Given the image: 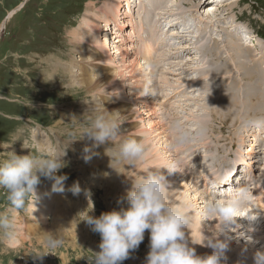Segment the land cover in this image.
<instances>
[{
	"label": "rangeland",
	"instance_id": "rangeland-1",
	"mask_svg": "<svg viewBox=\"0 0 264 264\" xmlns=\"http://www.w3.org/2000/svg\"><path fill=\"white\" fill-rule=\"evenodd\" d=\"M118 1H116L117 6L114 9L120 8L122 6L120 4L122 1V4H125V0ZM212 1L213 0H178V5L174 7L177 9L179 8L178 10H180L182 14L184 12L185 15L183 14L182 19L185 21V25L189 24L187 27L191 25V28L193 26L197 28L200 23V17L202 16L203 19H205L204 17L209 10L208 7H212L213 10L216 7L208 4ZM214 1V4H218L219 0ZM230 1H232V3L234 2L233 5H235L232 9L233 11H224L228 10L227 6L221 9L219 13L212 14L213 11L211 14L212 16L216 15V18L209 22L211 24H218V20L221 22V19H225L227 20L226 22L222 21L225 25L227 22L234 19L235 23H239V25L245 29L246 34H248L245 35V37H248L250 43L247 45L252 50L253 54L247 55V59L242 63H238L234 68L229 66V64L232 63L229 60L224 62L223 59L219 61L213 59L210 61L212 58H207L208 56H206L207 53L205 50L207 48V50L212 49L213 51L221 49L222 52H224L225 48H221L222 45H224L222 39L228 38V35H224L221 26L216 27L213 30H218L212 32L215 42L211 40H209L211 41L209 42L207 40V45L205 47H207L208 44L210 45L204 48L205 50L203 49L202 51L193 43V48L190 51H179L182 54L181 58H185L186 61L191 63L190 66H188L190 64L188 63L187 65L183 64L176 66L179 67L176 68L171 64L172 61L179 64L180 60H172L168 63L170 65L164 69L169 71L164 75L168 81H163L161 89L160 87H155L160 80L157 78V71H154L152 79L154 75L155 79H158L155 80L157 82L154 87L157 89V92H160V95L165 91V93H167V98L165 101L161 100L159 97L160 95L157 94L151 96H154V103L147 102L149 108L157 109L156 112L158 111V115L155 121L162 122L160 124L162 126L161 131H165L166 135H169L168 138L160 132H157V135L161 139V144L166 147L167 152L172 150V154H175V157L181 161V168L179 169H182L183 172L185 171L184 175L189 179H186L188 184L192 183L191 188H193L191 192L197 193L198 196L202 198L204 197L206 202L214 196H210L205 192L206 186H203V182L209 179V182L212 183L213 178L216 180L217 177H222L220 174L225 173V171L229 172V170L238 163L244 165V161L246 160L251 162L252 158L247 153L254 141L247 130L252 125L247 124L246 121L234 124L232 123L233 117L231 116H228L231 119V124L228 123V119L225 116V107L228 106V100L224 96V90L218 86V84L220 85L218 79L221 81L225 80L224 84L227 85H225V87L228 96L230 100H232L234 98V91L238 90L240 86L241 81L239 80H243V86L254 88L257 86L260 78L264 76V0ZM110 2L112 1L0 0V30L2 24H4L0 36V160L6 158L12 151L18 155H27L30 154V152L33 154L44 153L54 155L57 151L63 153L66 148V154L62 157V160L65 162V167L61 168L57 175L67 176V179L63 182L64 191L54 192V194L52 188L55 181L41 175L40 182L35 186V194L41 192V194L43 193L49 197V203L47 205L49 206V213L46 216V220L41 223H36L35 220L32 219L33 213H31L32 211L29 207L31 202L26 205V209L24 210H14L7 201L6 190L0 188V212L8 213L14 217L17 230L16 238H18L16 240H19L21 244L13 247L11 245L13 240L9 241L0 236V264H92L94 252L100 251L99 244L101 243V236L99 233L93 232L91 226L84 219H86L88 215L99 217L104 212L112 211L113 209L119 210L121 206L126 207L125 201L123 204L118 203V201L123 198V192H127L126 190L131 188L130 186H132L133 180L139 179L147 170H151L149 168L151 166V160L153 159V153H149L150 144L144 141L146 136L143 134H137L139 137L135 138L143 139L146 144L147 151L143 158L144 160L141 159L135 162L120 161L116 164V167L123 171V177L120 178L126 179L123 183L119 179H116V177H118L117 175L116 177L112 176V173H110L111 175H105V173L110 170L109 168L106 169L105 162L114 165L115 159L112 160V157L114 156L116 147L123 138L118 137L116 141L113 142V147L110 148L112 146L110 142L96 147L94 146V141L88 139L87 135L82 137V133L90 124V117L93 115L92 109L102 104H104V107L110 113L114 111L122 113L121 116L124 122L121 124L120 129L137 126L141 130L142 126L141 119L138 118L137 112L134 110L136 105L134 103V98L132 99L129 97L128 91H130V89L128 85L123 86L120 90H115L110 80L102 82L103 76L110 77V71L102 67V65H106L104 62L105 58L93 60L95 57L89 50L88 52L85 50L86 46L82 41L83 36L81 37L82 39L80 38V26L83 25L84 21H88L89 19L86 17V10L89 5L95 12H98L102 8V10H105V5ZM136 6L137 9H139V3ZM135 7L133 4V9ZM137 9L135 11L132 10L133 17L136 16L138 12ZM122 10L124 11V8H122ZM13 11H15L13 16L8 18L9 14ZM140 14H142V16ZM143 15L144 13L140 11L139 16L142 18ZM96 23L101 30L103 26H105V21L102 19L96 21ZM135 23L138 24L139 22L136 21ZM228 24L229 23H227V26L229 27ZM133 25H135L134 21ZM113 28H116L114 24ZM130 28L131 26L125 28V31L130 30ZM137 28V33H139V25H137ZM206 31L209 32L208 30ZM234 31L235 34H238L237 30ZM234 31L230 33L232 39H228L236 43L232 36ZM209 35L211 36V33ZM207 38H209V36ZM136 40H139V38L135 39V41ZM176 41L177 45L179 44L181 47L189 45V43L184 40ZM80 42H82V45ZM214 45L220 48H211V46ZM204 53H206V55ZM173 55L174 53L171 56ZM202 55L205 56L203 57ZM225 55L227 56V54ZM79 56L82 57L81 64L76 62ZM138 58L141 59L142 56ZM178 58L179 55L177 59ZM200 60L203 61L201 62ZM208 61H210V64ZM215 61L217 62L216 64ZM152 63L154 64V61H152ZM216 65H220V68L222 67L223 69L229 67L233 73L229 71L231 75L229 77H227V75L224 77L222 69L219 76L218 74L214 76L216 81L212 83L215 85V88L206 86L208 83L205 81L206 85H203V87L205 86V95L206 92L209 94L206 95V97L203 92V87L200 86L203 82L200 71L194 72L190 71V69L192 70L194 67L198 68L197 66H204L205 69L207 68V72L211 71V73H213V71H217ZM232 65L234 64L232 63ZM182 66H184L186 70L190 68L188 69L189 72L184 68L182 69ZM162 68L164 67H160V70H162ZM168 68L170 69L168 70ZM145 69L146 67L144 70ZM76 71L81 73L77 83L74 82L73 79L76 75ZM88 77L92 78L93 84L99 85L95 89L97 92L95 90L87 91L84 88L86 86L84 83L88 81ZM233 77L237 80L236 86L232 83ZM185 79H187L186 82L189 85L192 84V87L193 85L195 86L193 90L188 87L187 83H185L187 88L181 86ZM168 85H173L174 88L168 87ZM176 88L180 91L184 89H186V91L192 90L190 94L194 95L195 99L200 98L202 101L198 102L196 99L195 103L190 104L189 110H184L180 107L177 111L171 107H177L175 104L171 102L169 105L168 98V96H173V93H177ZM133 89L135 94L141 92V88L136 90L135 85ZM208 89L210 91H208ZM254 89L256 91L252 93V100L257 103L254 109L264 112V100H262V98L264 99V95H260L256 87ZM251 91V89H246L247 93ZM211 92L215 94L212 97L210 95ZM184 93L186 98L190 96L187 92ZM255 93H258L259 96ZM140 94L143 95V93ZM243 97L245 98V93ZM176 98L177 99L173 101L180 100L182 95H178ZM258 102L260 103L258 104ZM117 103H127L131 106L132 110L123 113L122 110L117 108ZM204 106H208L209 108L213 106L211 109L217 108L220 111L221 117L212 113V110L207 109L206 111ZM223 106L225 107L223 108ZM238 107H240V105L235 106V108ZM246 107L250 108L249 97L246 101ZM161 112L163 113L162 115ZM165 113H168L171 119H179L186 127H205L207 130L206 134L202 138H197L192 143L178 145V147H180L179 150H177L178 147H175L173 143L171 147L167 146V143L170 142L169 139L174 142V134L172 133L171 121L165 119ZM252 113L258 116L253 110ZM176 114H178V117H173ZM143 121H146V118L143 119ZM123 135H131V133H123ZM254 136L260 138L259 148L264 149V132H257L253 137ZM239 141L244 143L243 147H241V143L235 146V143ZM189 146L191 149H189ZM86 147L90 149L87 153L84 151ZM107 149H109L108 152ZM263 149L260 150L264 151ZM207 154L209 159L208 162L210 163L209 168L203 165L202 160ZM85 156H91V159L86 161ZM263 156L262 154H258V162L256 161L252 165L255 167L253 172L254 177H256V180L254 178L255 184L258 185L261 180L258 186H262L261 184L264 183V180H262L264 179ZM188 159L194 161L193 165H195V167H193V165H186ZM195 162L197 164H195ZM101 163L104 165L101 166ZM133 164L134 167H132ZM145 165L149 167L144 169V167H146ZM131 174H135L136 176ZM111 177L113 179L115 178L114 182ZM167 178H170V176ZM182 180L181 177L179 180L174 179V182L170 181V183H172L171 189L173 193L175 192L173 195L177 194L175 201H181V198H185L188 199V201L184 199V205H190L194 203L192 195L195 194L191 195L190 191L187 192V190H183L184 184ZM184 182L187 186V182ZM76 183L79 184L81 190L78 194H73L70 189ZM208 186L209 185H207V187ZM122 187L125 188L122 189ZM181 189L183 193L181 192V195H179L178 190ZM256 190L257 188L251 189L249 193L253 195ZM49 192H52L53 196ZM34 197L35 196L32 197V200ZM55 197H57L56 200ZM115 199L117 200L114 201ZM205 203L201 205V208ZM62 211L64 213H62ZM247 212H249L248 209L246 210V213ZM201 217V219H205L202 215ZM252 218V223L254 225L256 222L258 223L260 221L256 215ZM239 223L243 224V227H247L248 225L241 220ZM244 230L248 233L247 228H244ZM47 233H52L57 236L61 234L63 239L62 245L57 248H49L45 242ZM232 233L233 232H229L226 236L227 238L222 236V239H228V243L232 242L234 248L231 249L234 251L236 248L237 250H244L246 247L248 251L251 252V258H249L253 259L257 251L264 250V243L259 246L260 249H257V245L260 244V241L256 239L237 240L238 235H233ZM149 245L150 232L146 230L145 238L138 249L131 252L130 258L122 261L121 264H145V258L150 251ZM194 247L197 248L196 246ZM36 254L45 255L41 257ZM197 254L201 255L199 251H197Z\"/></svg>",
	"mask_w": 264,
	"mask_h": 264
},
{
	"label": "bare ground",
	"instance_id": "bare-ground-1",
	"mask_svg": "<svg viewBox=\"0 0 264 264\" xmlns=\"http://www.w3.org/2000/svg\"><path fill=\"white\" fill-rule=\"evenodd\" d=\"M111 1L112 2L107 3V5H105V7H104L105 10H102L103 9L102 8L100 11L95 12L94 9L90 5L87 8V10H86L87 11V16L86 17L89 18L90 20L88 19V21H84L83 25L80 26L81 27V29H80V38L83 36V40L82 41L85 43V46H86L85 50L87 52H88V50H89V52H91V54L95 57V59H93V60H100L103 57L105 58L104 62L106 63V65H102V67L104 69H108V71H110V73H109L110 77L103 76L102 77L103 78L102 82H107L108 80H110L111 84H112L113 88H115V90H120V89L123 88V86L128 85V87L130 89V91H128L129 97H131L132 99L134 98V103L136 104L134 110L137 112L138 118L141 119V123H142L141 130L137 126L133 127V128L132 127H130V128H126L125 127V128L120 129V132L122 134L123 133H126V134L131 133V135H128V136L133 137V138L139 137L137 134L145 135L146 138H145L144 141L150 144L149 145L150 148L148 147L149 148V153H153V159L151 160V166H150L149 169L152 170V169L162 168L161 171L167 177L170 176V178H168V180L172 181V182H174V179L179 180V178L182 177V179H183L182 181H183V184H184L183 190H187V192L188 191L191 192L192 188H193V187L191 188V184L192 183L188 184L187 180H189V179H187V176L184 175L185 171L183 172L182 169H179L180 167H178L177 171L173 172L171 175H168L167 169H163L164 166L168 165L174 159L177 160V158L175 157L176 156L175 154H172V152H173L172 150L167 152L166 147L161 144V139L157 135V132H160L161 134H163V135H165L166 137L169 138V135L167 136L165 131L164 132L161 131L162 130V126L160 124L162 122H156L155 121L156 117L158 115L157 114L158 111L156 112L157 109L149 108L147 106V102L148 103H151V102L154 103L155 102V100H153L154 96L151 97L152 94L141 95L140 93H143V92H140L139 94H135L133 86L134 85L136 86V90H138L139 88L143 87L144 82L147 79L146 69L144 70V68L147 67V65L149 63H152L153 60H155L154 64H156V68L160 69V67H164L166 65L167 61L174 60L172 57L169 58V56L172 55L173 52H175L176 50L182 51V52L190 51L193 48L192 47V43H193V41L195 39H197V40H195L196 41V45L199 43V40H208L207 37L208 36L210 37L209 34L212 33V31H217L218 30V29L217 30H213L216 27H220L221 26V28H222V30L224 32V35L225 36L228 35V38H231L230 30L232 31V33H233L234 30H237V31H239V29L241 30L242 28L240 27L239 23L238 24L235 23L234 19H232L229 22H227V23H229L228 24L229 27L227 26V23L225 25L222 23V21L223 22L227 21L225 19L224 20L221 19L222 20L221 22H220V20H218L220 22L219 23L217 21V23L219 25L218 24H211L209 22V21L214 20V18H216V15L212 16V14L219 13L221 11V9H223L224 7L226 8V6H227L228 10H224V11H229V10L233 11L232 9L235 7V5H233L234 2L232 3V1H230V0H219L218 4H214V2L213 3L211 2L210 3L211 6H216V7L214 8V10L212 9V7H208L209 10L207 11L206 16L204 17L205 19H203L202 16L200 17L199 26L194 31H193V27L190 28V29H185L183 31H178V30H175V25L176 24L177 25L180 24V22H183L184 20L182 19L183 18L182 17L183 14L180 12V10H178L179 8L177 9L178 11H176V8L174 7L175 5L176 6L178 5L176 0H125V4H122L123 1L121 0L122 2L120 4L122 5L121 7L124 8V11L122 10L121 7L118 8V9H114L117 6L116 1H118V0H111ZM138 3H139V7H138L139 9H137V6H136ZM133 4H134V7L136 6L134 9H133ZM221 6H222V8H221ZM136 9L138 10V12L136 13V16L133 17L132 10L135 11ZM211 9H212V11H211ZM140 11H141V13H144L142 18L139 16ZM211 12H213V13L211 14ZM14 13H15V11L10 13L8 18L12 17ZM140 15L142 16V14H140ZM166 16H168L169 18L167 19ZM172 17L176 18V20H171ZM100 19L105 21V26L103 27V30L99 29V27H98L99 25H97V23H96V21H98ZM133 21H134L135 25H133ZM136 21H138L139 23L138 24L135 23ZM162 23L163 24H167L169 27L166 30H164L163 28H161ZM113 24L116 26V28H113ZM137 25H139V28H140V32L139 33H137V29H138ZM187 25H189V24H187ZM130 26H131L130 30H126L125 31V28L130 27ZM3 28H4V24H2V28L0 30V36L2 34ZM104 28H105V30H104ZM83 29H85V30H83ZM114 29H116V30H114ZM206 30H208L209 32H207ZM118 31H119V33H118ZM232 36L234 38L233 40H235L236 43H234L233 41L229 40L228 38H226V39L223 38L222 39L224 45H222L221 48L222 49L225 48L224 52H222L221 49L219 51H216V53L214 52L215 50L213 51L212 49L209 50L208 52H206L207 49H208L207 47H209L210 44H208V46L205 47V48H207L206 50L204 49L205 52L207 54H212L213 53V58L218 60V61L221 60L222 58H224V62L228 61V60L231 61L232 63L235 62L237 64L244 62L247 59V55H252L253 54L252 50L247 45L248 43H250L248 41V37L247 36L246 37L245 36H241L239 34H235V31H234V34ZM108 37L109 38L113 37V38L109 39ZM137 38H139L140 41H143L142 42L143 47L139 49L138 56H136V54L134 52V49L132 48L135 45V42H134L135 40L134 39H137ZM144 39L146 41H144ZM176 40H184L185 42H188L189 45L185 46V47L184 46L181 47V46H179V44L177 45V41ZM213 41L215 42V40H213ZM209 42H211V41H209ZM81 43L82 42H80V44ZM173 44L174 45L176 44V46H177L176 49L174 48ZM73 45H75V44H73ZM211 48H220V47H217V45L215 47V45H214V46H211ZM221 52L223 53V56H222ZM206 53H204V54L206 55ZM225 54H227V56ZM141 56H142L141 59L138 58V57H141ZM210 56H212V55H210ZM185 57H187V56H185ZM212 60L213 59H211L210 61H212ZM210 61H208L209 64H210ZM76 62L78 64H81L82 63V57L79 56V58H78V60ZM181 62H182V64H184V62L186 63V62H189V61H186L185 58L184 59L181 58ZM216 63L217 62L215 61V64ZM171 64L174 65V66L177 65L175 63V61L174 62L172 61ZM215 64L213 62L214 66H215ZM213 65H212V67L214 68ZM220 65H222V64H220ZM220 65L219 66L216 65V68L220 67ZM188 66H190V64ZM197 67L198 68L194 67L193 68L194 70H191V71H194V72L200 71V73H201V75L203 77V82L201 83L200 86L203 87V85H206L205 84V81H206L208 83L206 86L214 87L215 85L212 82L216 81V78L214 76H211V71L207 72L206 71L207 68L204 70L203 69L204 66H197ZM164 69H166V68L164 67V68H162V70L157 72L158 73V77L157 78L160 80L157 83V86H155V83L157 82L155 80H158V79H155V75H154V78L152 79L153 83H154V86L155 87H160V89L162 88L163 81L164 80L166 82L168 81V80H166V76H164V75H165V73L167 74V72H169V71H166ZM169 69L170 68H168V70ZM188 69H190V68H188ZM222 69L223 68L221 67L220 71L218 73H214V74H216V75L218 74V76H219V73L222 71ZM155 70L157 71V69H155ZM225 70L230 71L231 73H233V71L229 67H225ZM188 72H189V70H188ZM86 73H89V72H86ZM222 73H223V71H222ZM71 74H73V73H71ZM102 74H104V73H102ZM80 76H81V73L76 71V75L73 77L74 82L77 83V81H78ZM88 78L89 79H88V81L86 83L83 82L86 85L84 88L87 91L95 90L99 85L98 84H93L94 82H93L92 78H90V77H88ZM211 78H212V82L209 81V79H211ZM218 80H219V82L221 84V80L220 79H218ZM239 81H241L240 86L238 88L239 93L236 94V92H235L236 90H235L234 93H233L234 98L231 100V107L234 108V109H235L236 105H241V102L244 99L243 96H244V88H245V86L242 85L243 84V80L242 79L239 80ZM232 83L235 86L237 85V80L234 79V77H233ZM72 84H73V81H72ZM218 86H220V85L218 84ZM202 87H200V88H202ZM204 87H203V90H204L203 92H204V95H205V88ZM255 87L257 88V91H258V93L260 95H264V76H262L260 78V80L257 83V86H255ZM227 88H229V87H227ZM218 89H219V87H218ZM112 91L116 92L114 90H112ZM206 91H207V88H206ZM208 91H210V90L208 89ZM211 93H210V95H211ZM258 93H255V94H257L259 96ZM158 94L160 95V92H158ZM184 94L185 93L182 94V98H180V100L186 98V96ZM206 95H209V94L206 92ZM217 95H218V93H217ZM183 96H185V97H183ZM176 97H177V93L175 95H173V96H170L169 105H170L171 102L173 104H175V101H173V100L177 99ZM160 98H161V100L165 101V99L167 98L166 97V93ZM251 99H253V95L252 94H251ZM262 100H264V99L262 98ZM209 102H210V100H209ZM260 102H258V104ZM215 105H216V103H215ZM176 106L177 107H175V106H171V107L177 109V111H178L180 107L178 105H176ZM206 107H208V106H206ZM206 107L204 106V109L206 111H207V109L208 110H214V109H211V108H213V106L211 108H209V107L206 108ZM224 107L225 106H223V108ZM117 108L119 110H122L123 113H126V112L132 110L131 106H129L127 103H124V104L117 103ZM219 108H221V107H219ZM227 109L228 108H226V110ZM221 111H223V110H221ZM253 111H254V113L256 115H258L260 117H264V112L263 111L261 112L260 110L257 111L255 109H253ZM120 114H122V113H120ZM162 114L163 113L161 112V115ZM177 115L178 114H176L173 117H178ZM227 116H229V115H227ZM219 117H221L220 114H219ZM145 118H146V121H143V119H145ZM202 118H204V117H202ZM121 119L123 120L122 116H121ZM149 119H150V121H149ZM234 121H235V118L233 117L232 123H234ZM258 132H261V133L264 132V127H260ZM172 133L174 134V132H172ZM167 134H169V133H167ZM254 138H255V140H254ZM254 138H253V140H254L255 143L253 142L252 147L250 148V150H248V153H247L252 158L251 162L246 160V161H244V165H242V166L241 165H236L237 167L235 168V170H237L238 172H237V175L234 176L233 181H234L235 178L238 177L237 180H236L237 183L240 181V179H243V176H246V175L249 177L250 182H253L254 178L256 180V177H254V174H253L255 167H253L252 165H253L254 162H256L258 160L257 159V155L258 154L259 155L260 154L264 155V151L260 150V149H263V148H259V146H260V138H258L257 136H254ZM169 140H170V142L167 143V146L171 147L172 143L174 144V142L171 141V139H169ZM250 141H251V139H250ZM175 147H178V145H175ZM179 148L180 147H178L177 150H179ZM215 148H217V147H215ZM189 149H191L190 146H189ZM203 159L205 160L204 165L209 168L208 154L205 157H203ZM142 160H144V159H142ZM108 162H110V161H108ZM119 162L120 161L115 160L114 165L111 164V163L105 162L106 169H108V168L110 169L109 171H107V173H105V175L106 174H110V173H112V176H114V177H116V175H117L118 177H116V179H119L123 183L126 180V179L120 178V177H123V171H122V169H119L118 167H116V164L119 163ZM193 162L194 161H192L191 159H188L186 161V163H187L186 165H189V166L193 165L194 164ZM246 162H247V164H245ZM195 164H197V163L195 162ZM102 165H104V164L101 163V166ZM124 165H126V164H124ZM132 167H134V164H133ZM140 167H141V165H140ZM148 167L146 166V167H144V169L145 168L147 169ZM193 167H195V165H193ZM115 170H116V172H115ZM227 173H228V176H227L226 180L230 181L232 179V177L229 176L230 175L229 173H231V171L227 172ZM239 173H241V174H239ZM131 175H135V174H131ZM141 175H142V172H141ZM220 175H223V174H220ZM217 178L216 179H217V181L219 183V187H220V185L223 182L221 181V177H217ZM111 179H112L113 182L115 181V178L113 179L111 177ZM214 180L215 179L213 178L212 183L209 182V179H208V181L203 182V186L207 187V185H209L208 189H206L205 192L208 195H210V196L211 195L214 196L213 192L210 191V190L214 191L216 189H219V187H217L218 184L216 183V180H215V182H214ZM262 180H264V179H262ZM101 181H102V178H101ZM104 181H106V180H104ZM184 181L187 182V186H186ZM210 181H211V179H210ZM250 182H249V184L241 182L239 185L240 186H247V187H249L248 189H250L249 191H251ZM224 183H227V182H224ZM259 183H261V180L259 181ZM259 183H258V185H259ZM258 185H256L255 182H254V187L253 188L259 187ZM261 185L264 186V183L261 184ZM123 188H125V187H122V189ZM116 189H118V188H116ZM119 191H121V190H119ZM172 191L169 193L170 200L172 202H175V203H178L180 205L186 206L188 208V210L190 211V213L192 214V218L193 219H192V223H191V229L188 230V233L189 234L191 233V238L197 243V244L192 245V246H196L197 247L196 250L199 251V253L201 255L202 254H210L213 250L211 248L205 246L206 245V241L204 242V240H205V237L212 235V232L215 230V226L217 228H220V224L218 223L217 220L201 219L202 218L201 215H200L201 214V205L206 202L205 198L204 197L202 198V197L198 196V194L195 193V192H191V195L192 194L196 195V196L192 195L194 203H191V204L189 203L190 205H184L183 200L185 198L183 199V198H181L182 197L181 196L180 197L181 201L180 200L179 201H175L177 194L173 195L175 192L173 193ZM178 191H179V195H181L180 193L182 192V189L178 190ZM52 192L51 193L49 192V193L52 195ZM196 192H198V191H196ZM256 193H260V195H254L253 194L254 196H251V200H250L251 203H252L251 205L258 204L259 206H263L264 207V187L262 189H260V190H256ZM56 194H58V193H56ZM36 195H37L36 198L35 197L33 198V200H36V201H34V203H31V205L29 207H30V210L32 211L31 213H33L32 219H34L36 223H41L42 221L46 220V216L49 213V208H48L49 206H47L48 203H49V197L47 195L43 194V193L41 194V192L36 193ZM55 196H57V195H55ZM125 196H126V192H123L122 197L124 198ZM187 196H189V195H187ZM187 196H185V197H187ZM56 198L57 197H55V200H56ZM178 198H179V196H178ZM207 198H209V197H207ZM116 200L117 199H115L114 201H116ZM186 200L188 201V199H185V201ZM124 201H125V205L127 206L126 200H124ZM203 201H205V202H203ZM53 203H55V202H53ZM193 204H195V205H193ZM263 207H260V208H263ZM245 208H243L242 211L239 213V215L244 216V217H238L237 218V223L239 225H241L242 227L240 229H238L237 232H233L232 234L233 235H238L237 234L238 232H245L244 228L245 229L247 228L248 233L245 232L246 235L251 237L252 239H256V240L260 241V244L257 245V249H260L259 246H261L264 243V216L263 215H260V216L256 215V217L258 219H260V221L258 223L256 222L255 225H254L252 223L253 222L252 219H250L248 217L250 215H251V217H254V215L249 213V212L246 213L247 209H245ZM62 213H64V212L62 211ZM59 218H61V217H59ZM211 219H218V218L217 217H212ZM254 219H256V218H254ZM240 220L243 221V223H245L246 225L248 224L247 227L246 226L243 227V224L239 223ZM247 220H249V221H247ZM59 224H61V223H59ZM233 227H235V226H233ZM16 239H18V238H16ZM238 239L245 240L246 238L238 236L237 240ZM15 240H13L11 242V245L13 247H16V246H18L20 244L19 240L18 241L17 240L15 241ZM251 243H252V241H251ZM228 248L229 249L226 252V256L228 258V264H237L238 261L245 262V264H254V259H250L251 258L250 257L251 252L248 251V249L246 247H245L244 250H241V249L237 250V248H236V250H235L236 252H235L233 249H231V248H234V244H232V242H229V247Z\"/></svg>",
	"mask_w": 264,
	"mask_h": 264
},
{
	"label": "clouds",
	"instance_id": "clouds-1",
	"mask_svg": "<svg viewBox=\"0 0 264 264\" xmlns=\"http://www.w3.org/2000/svg\"><path fill=\"white\" fill-rule=\"evenodd\" d=\"M206 45L207 40H201L197 47L202 49ZM155 69L156 65L152 63L146 67L147 79L141 88L143 95L158 94L152 80ZM92 113L90 124L82 133V137L87 135L96 147L110 142V148L113 147V142L121 137L123 139L116 147L112 160L135 162L144 158L147 147L143 139L121 134L120 127L124 120L120 118L119 111L110 113L102 104L95 106ZM165 119L171 121L174 145L192 143L197 138H202L207 131L203 126L186 127L179 119H171L168 113H165ZM246 123L264 127V117H249ZM65 149L63 153L57 151L54 155L31 152L18 155L12 151L0 160V188L6 190L7 201L12 209L24 210L29 202L34 203L32 197L36 198L35 186L40 182L41 175L55 181L53 192L64 191L63 182L67 176L57 173L65 167L62 160L66 154ZM84 151L87 153L90 149L86 147ZM89 159L91 156H85L86 161ZM180 163L179 159L173 160L163 169H167L168 175H171L177 171ZM161 169L149 170L132 182L126 196L118 201L123 204L126 200V207L104 212L99 217L88 215L84 219L92 231L101 236L100 251L94 252L92 264H121L130 258L131 252L138 249L145 238L146 230L150 232V251L145 258V264H228V239L221 237H226L229 232H237L242 227L237 223V218L244 217L239 213L249 203L248 187L229 185L203 205L201 215L205 219L217 220L220 228L215 226L212 235L204 240L205 246L213 251L210 254L198 255L196 248L192 246L197 243L191 238V233H188L191 229L192 214L186 206L170 200L171 183ZM227 176L225 171L221 181L225 182ZM70 190L73 194H78L81 189L76 183ZM212 217L219 219H211ZM248 217L253 219L251 215ZM237 234L248 240L252 239L245 232ZM0 236L9 241L15 240L17 236L14 217L5 212H0ZM45 242L49 248H57L62 245L63 239L61 234L57 236L47 233ZM43 255L45 254L37 256ZM253 259L254 264H264V251H257ZM237 264L245 262L238 261Z\"/></svg>",
	"mask_w": 264,
	"mask_h": 264
}]
</instances>
